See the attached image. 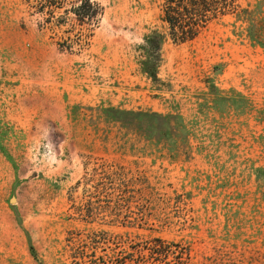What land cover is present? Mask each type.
I'll list each match as a JSON object with an SVG mask.
<instances>
[{
	"label": "rangeland",
	"instance_id": "374dc122",
	"mask_svg": "<svg viewBox=\"0 0 264 264\" xmlns=\"http://www.w3.org/2000/svg\"><path fill=\"white\" fill-rule=\"evenodd\" d=\"M91 1L81 21V0H0V264H264V0L167 39L154 80L162 0ZM70 75L101 101L38 109ZM97 103L185 130L148 140Z\"/></svg>",
	"mask_w": 264,
	"mask_h": 264
},
{
	"label": "trees",
	"instance_id": "16d2710c",
	"mask_svg": "<svg viewBox=\"0 0 264 264\" xmlns=\"http://www.w3.org/2000/svg\"><path fill=\"white\" fill-rule=\"evenodd\" d=\"M92 5L91 0H81V4L74 8L73 12L81 21L103 13V8L99 6L91 11ZM40 9L42 11L43 7ZM161 11L164 29L146 35L144 43L140 45L144 52L141 56L142 72L152 80L158 78L157 70L163 61L162 50L167 39L174 43H185L196 38L215 19L227 14H234L238 19L245 15L247 21L252 23L254 14L253 10L242 7L238 0H162ZM252 26V24L249 26V35L254 40ZM260 44L264 46V43ZM150 65L152 69L149 68ZM97 105L105 117L120 123L123 127L131 128L133 132L141 134L148 140L161 142V139L178 134L180 129L185 130L184 124L178 121L181 119L178 114L147 109H125L113 105L101 107V103Z\"/></svg>",
	"mask_w": 264,
	"mask_h": 264
},
{
	"label": "crops",
	"instance_id": "0c3cea01",
	"mask_svg": "<svg viewBox=\"0 0 264 264\" xmlns=\"http://www.w3.org/2000/svg\"><path fill=\"white\" fill-rule=\"evenodd\" d=\"M79 86L80 82H78L77 79H74L73 75H70L63 81H55L51 86H45L43 84L37 85L35 90L44 95V97L37 101L36 107L43 110L47 115L60 117L67 114L69 103L94 104L101 101V96L95 93L96 91H99V87L96 86L91 93L85 94L78 92L80 88ZM39 88L43 90H40ZM65 93L68 94V101L63 99Z\"/></svg>",
	"mask_w": 264,
	"mask_h": 264
}]
</instances>
